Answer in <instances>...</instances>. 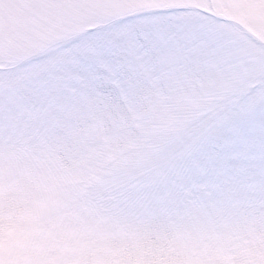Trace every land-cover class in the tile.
Masks as SVG:
<instances>
[{
  "label": "rangeland",
  "instance_id": "374dc122",
  "mask_svg": "<svg viewBox=\"0 0 264 264\" xmlns=\"http://www.w3.org/2000/svg\"><path fill=\"white\" fill-rule=\"evenodd\" d=\"M0 264H264V0H0Z\"/></svg>",
  "mask_w": 264,
  "mask_h": 264
},
{
  "label": "trees",
  "instance_id": "16d2710c",
  "mask_svg": "<svg viewBox=\"0 0 264 264\" xmlns=\"http://www.w3.org/2000/svg\"><path fill=\"white\" fill-rule=\"evenodd\" d=\"M78 35V34H77ZM77 35H75V36H77Z\"/></svg>",
  "mask_w": 264,
  "mask_h": 264
}]
</instances>
